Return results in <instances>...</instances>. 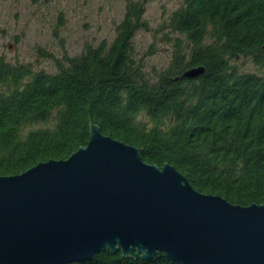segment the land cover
Instances as JSON below:
<instances>
[{
	"label": "trees",
	"instance_id": "obj_1",
	"mask_svg": "<svg viewBox=\"0 0 264 264\" xmlns=\"http://www.w3.org/2000/svg\"><path fill=\"white\" fill-rule=\"evenodd\" d=\"M145 2L128 0L110 42L57 58L55 71L0 55V174L67 157L94 123L144 160L173 163L200 191L264 202V0H183L168 17L183 37L152 77L133 45L148 28ZM243 54L262 69L230 62ZM195 65L204 71L181 75ZM67 264L181 263L162 250L145 259L102 249Z\"/></svg>",
	"mask_w": 264,
	"mask_h": 264
},
{
	"label": "water",
	"instance_id": "obj_2",
	"mask_svg": "<svg viewBox=\"0 0 264 264\" xmlns=\"http://www.w3.org/2000/svg\"><path fill=\"white\" fill-rule=\"evenodd\" d=\"M102 249L145 259L162 250L181 264H264V202L200 191L173 163L144 160L140 147L94 123L67 157L0 174V264H67Z\"/></svg>",
	"mask_w": 264,
	"mask_h": 264
},
{
	"label": "rangeland",
	"instance_id": "obj_3",
	"mask_svg": "<svg viewBox=\"0 0 264 264\" xmlns=\"http://www.w3.org/2000/svg\"><path fill=\"white\" fill-rule=\"evenodd\" d=\"M128 0H0V55L32 69L55 71L56 59L82 52L88 44L110 42ZM183 0H146L148 28L133 35L137 59L148 76L166 67L174 39L168 17ZM230 62L244 70H260L250 55Z\"/></svg>",
	"mask_w": 264,
	"mask_h": 264
}]
</instances>
